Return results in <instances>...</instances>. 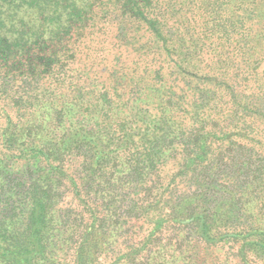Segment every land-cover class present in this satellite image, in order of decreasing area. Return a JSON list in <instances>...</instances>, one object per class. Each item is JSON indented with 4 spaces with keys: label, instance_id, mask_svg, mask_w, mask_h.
<instances>
[{
    "label": "trees",
    "instance_id": "1",
    "mask_svg": "<svg viewBox=\"0 0 264 264\" xmlns=\"http://www.w3.org/2000/svg\"><path fill=\"white\" fill-rule=\"evenodd\" d=\"M0 264H264V0H0Z\"/></svg>",
    "mask_w": 264,
    "mask_h": 264
},
{
    "label": "rangeland",
    "instance_id": "2",
    "mask_svg": "<svg viewBox=\"0 0 264 264\" xmlns=\"http://www.w3.org/2000/svg\"><path fill=\"white\" fill-rule=\"evenodd\" d=\"M170 57H171L170 60H172L174 58V55L173 56H170ZM165 65H168V67H167L166 70L165 69L162 70V71H165V73H166L165 79H167V81H171L173 79V77L175 76V75H173V73H172L173 70L171 68L172 65H173V63L172 62H167V63H165ZM201 67H202V69H205V71H208L206 73V75L205 76H202L203 79H197L196 81L193 80V79H190L191 82H187V84H186L187 87H190V84H191V87H192V85H193L192 83H195L194 84V87H192V88L193 89L194 88H196V89L200 88L202 86L201 85V83H202L201 81L202 80H206L208 82L209 81V77L211 78L212 77V74H218L219 72H221L222 70H224L226 68V65H223V64H220V63L216 64V57L210 56V58L206 59V65L204 63H202L201 64ZM193 73H195L197 75V77H200V75L197 74V69H194L193 70ZM214 81H216V78L213 79L212 84H214ZM184 82H186V77H184ZM194 93L197 94V90H194ZM127 104L128 105H131V102H128ZM136 105H143V104L137 102ZM129 109H130V107H127V110H129ZM143 114H144V117H146L145 113H143ZM143 114H141V116Z\"/></svg>",
    "mask_w": 264,
    "mask_h": 264
}]
</instances>
